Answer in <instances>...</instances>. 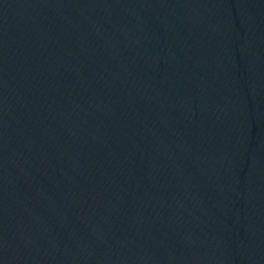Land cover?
<instances>
[{
	"label": "water",
	"instance_id": "water-1",
	"mask_svg": "<svg viewBox=\"0 0 264 264\" xmlns=\"http://www.w3.org/2000/svg\"><path fill=\"white\" fill-rule=\"evenodd\" d=\"M0 264H264V0H0Z\"/></svg>",
	"mask_w": 264,
	"mask_h": 264
}]
</instances>
